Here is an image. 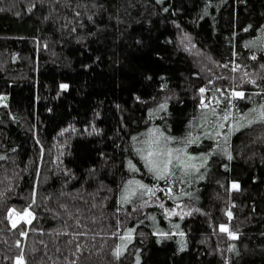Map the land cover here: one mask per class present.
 <instances>
[{
	"label": "trees",
	"instance_id": "1",
	"mask_svg": "<svg viewBox=\"0 0 264 264\" xmlns=\"http://www.w3.org/2000/svg\"><path fill=\"white\" fill-rule=\"evenodd\" d=\"M261 105L264 0H0V264H264ZM151 129L199 171L156 179Z\"/></svg>",
	"mask_w": 264,
	"mask_h": 264
},
{
	"label": "snow or ice",
	"instance_id": "2",
	"mask_svg": "<svg viewBox=\"0 0 264 264\" xmlns=\"http://www.w3.org/2000/svg\"><path fill=\"white\" fill-rule=\"evenodd\" d=\"M252 58L255 59L254 56ZM253 83L255 82L253 81ZM199 91L201 93V101H200L201 107L205 109L209 108L210 102L205 103L204 101L203 94L205 93L206 90L204 88H201ZM232 95L236 97H241V98L244 97V93L238 92V91H233ZM217 103H219V101H217ZM160 107L163 109L165 105H161ZM211 112L213 115H215L216 109L211 108ZM229 116H230V113H225L223 119L228 120ZM243 118H248L249 125L257 121L264 122V105H261L259 110L252 109L251 112L246 114V117H242V119ZM219 127L222 128L224 127V125L220 124ZM146 135L148 137V139L144 141V144L146 145V147H144L143 149H138L137 151L138 153H140L141 159L143 160L148 171L152 173L153 176L158 180L166 179L170 176L175 175L174 170L177 168L181 169L185 175H188L190 170H194L198 172L199 167L195 163H193V161L197 159H206L202 157H193L191 155H188L182 148L170 147L169 145L171 141L174 140L175 138L165 136L163 133L159 131V129H151ZM217 135H219V133H217ZM194 142L195 141L191 138L185 140L186 144H192ZM3 158L4 157H0V159H3ZM228 158L231 159V156L229 155ZM200 166H203V165H200ZM129 167L131 170L137 171V169L135 168L134 165L131 164V162H129ZM233 188L238 189L239 185L234 184ZM137 189L142 190L139 193L141 197H143L144 195H150V196L155 195V190L153 188H150L147 185H144L140 181L129 180L122 194V197H121L122 201L128 202L132 196H135L137 194ZM158 190L163 191V189H158ZM168 192L171 193L170 188L168 189ZM161 207H163V205H161ZM14 212H15V209L10 210L9 215L11 216L12 213ZM22 213L23 215L21 218L24 219L25 217H27L29 219H25V222L31 223V219H30L32 218L31 211H29L28 209H23ZM168 214L178 215V213H176L175 211L169 212ZM16 215L19 216L21 215V213H16ZM228 215L231 216V212H229ZM12 226L15 228L17 226V222L14 221ZM220 231L228 233L229 237L232 239L238 238L236 234L233 232H230L227 226L225 225L220 226ZM21 234L27 235V233H21ZM181 235H183V233H181ZM126 238L131 239V230H129L127 237L125 236L120 237L122 241L125 240ZM17 246H19V242H17ZM120 254H121V250H120V247L118 246L114 252V255L117 258H119ZM15 264H26V261L22 255H19L16 257Z\"/></svg>",
	"mask_w": 264,
	"mask_h": 264
},
{
	"label": "rangeland",
	"instance_id": "3",
	"mask_svg": "<svg viewBox=\"0 0 264 264\" xmlns=\"http://www.w3.org/2000/svg\"><path fill=\"white\" fill-rule=\"evenodd\" d=\"M194 54H196V53H194ZM9 213V212H8ZM15 213H18V212H16L15 211ZM22 215H23V213H21V215H19V217H18V219H14V217L11 219V218H9V222H10V225L12 226V224H13V222L14 221H16L17 222V225L18 224H20V223H24L25 225H28L29 223H26L25 222V219H29V218H27V217H25L24 219H22L21 217H22ZM8 218V217H7ZM31 219V221L33 220V216H32V218H30ZM13 227V226H12ZM16 261V260H15Z\"/></svg>",
	"mask_w": 264,
	"mask_h": 264
},
{
	"label": "built area",
	"instance_id": "4",
	"mask_svg": "<svg viewBox=\"0 0 264 264\" xmlns=\"http://www.w3.org/2000/svg\"><path fill=\"white\" fill-rule=\"evenodd\" d=\"M9 213H10V211H9ZM9 213H8V215H7V217H8V220H9V218H11V219H12L13 217H14V219H15V218H16V219H18V217H19V216H18V215H16V213H15V212H14V213H12V215H11V216L9 215ZM12 220H13V219H12Z\"/></svg>",
	"mask_w": 264,
	"mask_h": 264
}]
</instances>
